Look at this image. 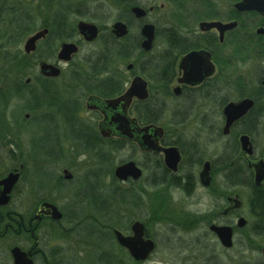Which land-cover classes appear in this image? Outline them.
Wrapping results in <instances>:
<instances>
[{
	"label": "rangeland",
	"instance_id": "rangeland-1",
	"mask_svg": "<svg viewBox=\"0 0 264 264\" xmlns=\"http://www.w3.org/2000/svg\"><path fill=\"white\" fill-rule=\"evenodd\" d=\"M149 1V4L155 5L157 9L151 19L155 21L159 33L157 44H155L153 52L149 56L151 60L159 55L164 48L167 41V29L178 27L183 29L196 28L200 20L207 19L212 15L210 13H215V16L221 21L237 20L241 24L240 33L238 34V37L241 38V40L239 39L240 43L243 41L241 33L245 32L249 35L251 47L257 52L242 53L234 61L235 56L232 54L233 43L230 40V42L219 49L220 56L225 57L227 64L222 63L224 58L221 57L220 64L216 67V71L211 78L215 79V84L222 90L221 97L227 100L236 98L237 95L234 88L240 84L244 85L246 94H257L259 96V105H261L262 113L257 118L259 126L255 133L250 136L253 154L247 157L242 153L247 161L250 159L251 163H255L259 159L264 160V93L261 92L257 83V77L264 69V50L262 51L264 39H260L256 33V29L260 27L258 17L248 14L235 16L232 4L237 0H210L206 4H203L200 0ZM23 4H25L23 7L28 8L32 13L39 12L37 14L40 15V23L48 20V10L51 9H49L46 0H44L42 5L43 8L38 9L37 1L35 0L25 1ZM89 5L91 7L90 10L96 12L98 8V12L94 13V17L90 19L84 16H70V21L74 25L77 21L84 20L108 26L113 23L115 16L119 12L117 0H92ZM158 6H162L160 10ZM134 30L133 28V35L135 33ZM23 42L18 47L14 46L8 49V56L14 55L22 59V62L27 64L26 71L30 72L33 58L31 55L26 58L22 57V54H24L22 50ZM100 48L101 42L99 40L89 44L80 41L79 51L73 56V59L68 63L69 65H60L62 77L56 79L54 85L64 88L67 85V81L76 77L74 72H77V75L83 72L82 66L87 62V58L91 55L93 56ZM2 62L0 59V109L5 110L0 114L2 120L0 136L3 134V139L0 140V173L20 168V179L14 192H12L8 206L11 209H17L20 217L28 218L35 211L40 200L47 198L52 199L53 203L62 211L67 208L70 201L68 199L69 193L71 194L75 188L71 185L68 190L58 192L54 186H50L47 191H35V176L32 172L33 162L30 150L33 131L30 129V123L26 119L39 118L44 113L25 109L27 103L24 99L26 98L14 96L12 88L15 86V81L20 77L18 71L23 64L16 67L17 69H11ZM127 62H131V60H124L120 65L122 77H125V79H127V74L124 72ZM137 69L138 64L136 63L133 71L136 72ZM146 70L148 71V69ZM37 75H39L38 66L35 65L32 69V75L24 76L22 80L26 81V79ZM131 75V73H128V77L130 76L131 78ZM210 83L213 84V81ZM174 86H176V82L171 84V87ZM156 89L155 85L150 84L151 92ZM73 93L76 95L78 91L75 90ZM154 95L153 99L155 101L158 99L160 103L163 101L164 104V116L160 125L163 126L167 139L194 142L197 152L202 151L205 155V160H211L220 155L223 152L224 145L231 144L234 139L238 142V137L234 138L232 133L227 136L221 133L223 120L217 98L203 101L195 97L190 104L185 100L189 96H173L171 88L169 93L168 90L164 94L161 93V97H157L156 93ZM85 101L86 97L82 100L83 106ZM179 105L189 107L188 109L191 112L187 113L183 124L174 126L171 123V114L175 110L174 107ZM26 114H29L27 118L25 117ZM79 114L85 120L98 115L97 112H92L85 108ZM203 121H207V123L204 125L202 124ZM218 131H220V134ZM63 153L64 158L60 162L48 163L51 172L53 176L63 175V170L65 169L72 174L75 184L88 170L101 165L97 161L98 159L93 156L71 155L67 146H64ZM130 159L136 162L148 161L149 157L143 156L137 146L127 144L123 149L111 155L110 165L115 167L120 161ZM186 163L187 167H189L188 162ZM39 165L43 166L44 162L40 161ZM110 165L102 164L101 166L108 169ZM182 169L181 173H186L185 168L183 167ZM200 169L199 165L190 167L188 174L195 178L194 181H196L194 186H191L190 194H186L179 187H173L170 184H150L149 182L155 181L153 176H156V173L150 167H147L146 170L143 169V178L133 185L135 194L143 199V207L137 211L133 210L132 221L137 219L144 223L147 236L155 242L156 248L149 258L140 264H264V255L261 252L264 249V232L259 235L253 231L254 219L249 210L248 189L244 186L228 187L223 182L220 170L210 174V186L203 188L198 181ZM122 186L127 187L128 184H122ZM229 191L238 192L242 206L237 210V213L241 214L247 223L242 228L236 229L232 247L224 249L216 243V238L211 234L208 226L211 222L215 223L213 221L216 219L219 220V213L223 209L224 195H227ZM216 213L218 214L217 217ZM66 227L65 223L58 224L56 221L43 220L34 232V236H37L42 241L44 253H47L48 249L50 250V248L57 246L64 251L71 252L73 256L79 259L87 253L89 246L75 237L66 239L62 233ZM22 236L24 237L17 238L14 241L23 243L25 248L30 247L34 240L26 236V234ZM11 241L13 239L9 238V242ZM79 251H81L80 255H78ZM40 264L44 263L40 262ZM125 264L133 263L128 261Z\"/></svg>",
	"mask_w": 264,
	"mask_h": 264
},
{
	"label": "trees",
	"instance_id": "trees-1",
	"mask_svg": "<svg viewBox=\"0 0 264 264\" xmlns=\"http://www.w3.org/2000/svg\"><path fill=\"white\" fill-rule=\"evenodd\" d=\"M200 1L206 4L210 0ZM56 6L57 10L48 17V22L42 21V23H46L44 25L38 23L40 17H34V14L29 9L20 6L19 2L15 4L13 2L6 3L0 8V59L4 63L6 62L7 67L11 69L23 64L18 71L20 77L15 81L16 85L12 88L14 96L26 98L24 99L27 103L25 109L44 113L39 118L32 117L27 120L30 123V129L33 131L30 150L33 162L32 172L35 176V191H47L50 186H54L55 190L62 192L68 190L71 185L74 186L75 190L71 194L69 193V204L66 209L62 210L61 220L56 221V223L67 225L62 231L66 239L75 237L89 246L87 253L79 259L73 256L71 252L64 251L57 246L48 249L47 253H44L42 248V256L36 258L35 261L37 263L40 258V262L44 264H125L128 261L129 263L140 264V262L131 260L126 251L117 245L112 233L113 228L127 233L129 223L133 219V210L137 211L143 207V199L133 191L135 183L129 181L127 187L122 186V183L113 176L114 167L110 165L111 155L129 143L118 138H103L96 127L97 115L85 120L79 114L83 109L82 100L85 96L97 95L103 98H111L124 90L127 80L122 77L120 65L128 58V52L122 50L116 43H112V40L103 39V46L93 56L88 57L87 62L83 64V72L78 73V75L77 72H74L76 77L67 81L64 88L56 87L52 79H44L38 75L32 76L33 82L27 85L22 80V77L32 75L33 66L36 65L37 58L43 56V51L46 53L49 51L51 55L56 42L76 36L75 26L70 21V16L87 15L73 11L61 1H57ZM234 15L237 14L234 12ZM41 26L48 28L47 38L32 53L33 63L29 72L26 71L27 64L23 63L22 59L14 55L8 56V49L14 46L18 47L26 36ZM240 27L241 24L238 22L237 27L228 32L224 43L222 45L217 43L220 48L232 40L234 61L242 53L257 52L251 47V38L245 32L241 33L243 41L240 43L239 39L241 40V38L238 37ZM166 38L168 42H173L170 36ZM182 47L181 43H170L167 49H163L154 59H150L148 71L145 73L148 74L151 85H155L157 89L162 91V94L167 90L166 85L169 84V80L166 81L164 75L167 61L164 52L167 50L179 52ZM22 57L26 58L27 55L22 54ZM221 57L224 58L222 63L227 64L225 57L218 54L217 66L220 64ZM259 77L260 75L257 77V83ZM234 89L236 98L252 97L255 100V107L247 117L233 125L232 134L234 138L240 133L252 135L259 126L257 118L262 113V109H259L260 98L257 94H246L242 84L237 85ZM75 90L78 91L76 95L73 93ZM221 93L222 90L218 86L206 84L201 89V93L190 96L188 99L185 98V100L191 104L195 97L203 101L217 98L218 105L221 107L228 101L221 97ZM153 97H155L154 92L144 104H141L139 109H132L133 114L142 124H160L162 121L164 116L163 101L160 103V100L155 101ZM188 108L185 105L175 107L171 114V123L174 126L183 124L187 113L191 112ZM205 123L207 121L202 122L204 125ZM218 133L220 134V131ZM172 142L179 145L183 154L184 161L181 169L184 167L187 173L183 176V180L179 179V176L170 178L168 172L163 171L158 157H152L149 153H142L143 156L149 157L148 161H138V163L143 169L146 170L147 167H150L156 173V176H153L155 181L149 182L150 184H170V186L179 187L185 193H189L196 183L195 178L188 174L190 167L200 165L205 155L202 151L197 152L194 142L193 144L177 139L172 140ZM64 146L69 148L73 156H93L98 159L97 161L101 165L110 166L105 169L99 165L88 170L83 177L77 180L76 184L74 177L66 180L63 175L53 176L48 163H57L64 158ZM238 152L239 147L236 139L231 144L224 145L221 156L225 160L220 166H228L229 160H235ZM40 161L44 162L43 166L39 165ZM239 161L235 160L225 170L223 173L224 183L227 186L241 185L251 189L249 208L255 220L253 231L260 235L264 232V192L259 191L254 186L251 170ZM186 162H188L189 167H187ZM43 200L53 202L52 199L47 198H42L40 201ZM43 220L46 219L42 218L41 221Z\"/></svg>",
	"mask_w": 264,
	"mask_h": 264
},
{
	"label": "water",
	"instance_id": "water-1",
	"mask_svg": "<svg viewBox=\"0 0 264 264\" xmlns=\"http://www.w3.org/2000/svg\"><path fill=\"white\" fill-rule=\"evenodd\" d=\"M233 7L237 12L255 11L264 17V0H239L233 4ZM132 11L137 18L143 17L146 13L143 8L138 6L133 7ZM235 26V21L228 23H222L220 21H203L199 23V27L202 30L215 28L219 33L220 42L223 40L224 32L233 29ZM76 28L85 41L90 42L97 37L98 28L92 23L79 21ZM111 31L118 37L123 36L126 33L125 26L122 22L114 23L111 27ZM46 32L47 30L43 29L29 36L23 45L25 53L33 52L36 47V41L43 37ZM256 32L257 34H260L262 29L259 28ZM141 33L144 37L142 48L144 50H150L154 39V25L151 23L143 24L141 27ZM77 50L78 47L73 42L62 43L60 50L57 53V58L67 62ZM181 68L183 70V76L178 81L186 84H198L214 70L210 53L205 50H193L187 53L181 61ZM39 70L43 75L50 77H57L60 74V69L57 66L46 62L39 63ZM146 85L145 80L136 76L132 79L124 94L104 101L97 99V103L100 105L103 104L106 107V110L108 109L113 112L110 121H108V125L112 124L114 130L111 131L109 128L104 127L101 122L99 125L100 134L103 137L117 135L128 140H133L138 144L141 150H152L154 153L160 151L163 152L165 165L169 170L175 172L180 161V154L175 146L165 148L158 145V139L162 137L163 134L162 128L153 125L138 127L135 119H129L127 117L126 108L130 104L132 97L135 96L139 99H145L148 96ZM262 85H264V79L262 80ZM174 92L178 94V87L174 89ZM91 101L93 102V100ZM253 105L254 101L251 98H242L238 101H230L226 103L222 108V115L224 116L222 133L224 135L228 134L232 124L242 118L253 107ZM119 106L122 108L120 114L117 113ZM91 108L99 107L95 105V103H92ZM239 143L240 148L244 153L252 155L253 148L247 134L240 135ZM253 169L254 183L259 185L264 180L263 160H259L255 163ZM209 172L210 163L209 161H205L199 172V182L203 187H207L210 184L211 177ZM63 174L64 179L66 180H69L72 177V174L67 170H63ZM113 175L119 181H125L128 178L136 181L142 176V169L135 161L129 160L117 165L114 168ZM18 178L19 170L16 169L0 179V186H2V189L0 190V204L8 203L11 190L18 181ZM41 217H48L53 221H58L62 218V213L52 202L42 201L37 206L34 219L39 220ZM245 222V219L241 217L237 220L236 226L241 228L245 225ZM130 230L131 234L125 235L121 231L114 229V238L119 246L128 251L132 260L141 262L145 261L154 251L155 243L151 238L145 237V226L140 220L133 221L130 225ZM209 230L216 235L223 247L230 248L232 246L233 232L230 226L211 224ZM10 252L14 264H33L32 259L29 258L19 247H13Z\"/></svg>",
	"mask_w": 264,
	"mask_h": 264
},
{
	"label": "flooded vegetation",
	"instance_id": "flooded-vegetation-1",
	"mask_svg": "<svg viewBox=\"0 0 264 264\" xmlns=\"http://www.w3.org/2000/svg\"><path fill=\"white\" fill-rule=\"evenodd\" d=\"M25 1H34V0H0V8H1V6H3V4H6V3L9 4L10 2H13L14 4L19 2L20 6H23V5H25V4H23V2H25ZM35 1H37V9L41 8L43 3H44V0H35ZM46 1L48 2L49 9H51V10H48V12H49L48 17L53 12H56L57 1H61L64 5L68 6L69 8H72V10L76 11L77 13L87 14V15H79L78 14V15H71V16H84L85 18L90 19L91 17H94L93 16L94 13L98 12V8H97L96 12H93L92 10H90L91 7L89 4L92 0H46ZM149 2H150L149 0H117V3H118L117 6L119 9V12L115 16V19H114L112 24H110L108 26L107 25L102 26L98 23L92 22L98 28V35L94 41L99 40L101 42V47L103 46L102 45L103 39L112 40L114 43L117 44V46L119 45L122 50L128 52V58L126 60L127 61L131 60V62H127V64H125V71L124 72L127 74L128 82L125 84V88H124L123 92L125 91V89L129 85L130 80L134 76H141L148 83L150 82V80H149L150 78L148 79L149 76H148V74H146L147 73L146 69L148 68L149 62H150L149 56L153 52L155 44H157V39H158L159 33H158V27H157L155 21H152V19H151L152 15L156 13L157 9H156L155 5H151V4H149ZM46 5H47V3H46ZM135 6L141 7L145 10L146 13L143 17L137 18L134 15L132 8ZM161 7L162 6H158V9L160 10ZM23 8H26V7H23ZM26 9H28V8H26ZM86 12H89V13L91 12V14L86 13ZM37 13H39V12L32 13V14H34V17H36V16L40 17V15ZM210 14H212V15H210L207 19L200 20L199 22H201V21H216V20L221 21V19H219L215 16V13L214 14L210 13ZM241 14H245V13H241ZM255 16L258 17L260 27L262 28V33L259 35L260 39H262V38L264 39V17L261 14H257ZM38 19L40 20V18H38ZM39 20H38V23L40 24ZM47 22H48V20L46 21V23ZM88 22H90V21H88ZM116 22H122L124 24L126 33L123 36L118 37L111 31L112 25ZM199 22H198L196 28L183 29L182 27H178V28H170V29H167V31H166V37L170 36V38L173 39L172 40L173 42L166 41L165 46L163 48L164 50L168 48L170 43H174V44L181 43L183 46L182 50L179 52L175 51V50H167L166 52H164V54L167 56L166 70H164L165 71L164 75L166 78L165 80L166 81L169 80V84L166 85V88L168 90V93H169V89L171 88V94L172 95L174 94L173 88L175 87V86L171 87V84L173 82H176V86H179L177 95L178 96L182 95L183 97H187V96L190 97L193 94L201 93V89H203V86L206 84L210 85L211 81H213L212 86H217L215 84V81H214L215 79H213L211 77H212V74L216 71V67H217L216 59H217V55L220 54L219 49L224 46L223 45L222 47L219 48L217 43L219 45H222L224 43L225 37L227 36L228 31H226L224 33L222 43H219L218 31L215 28L202 30L199 27ZM221 22L224 23L226 21H221ZM46 23H41V24L44 25ZM145 23L153 24L154 30H155L154 31L155 37H154L153 44H152V47L150 50H144L142 48V42L144 40V37L141 33V27ZM74 26H75V30H76V23ZM133 28L135 29L134 35H133ZM43 29H46L47 32L43 37H41L40 39H38L36 41V47H35L34 52L36 51L37 47L41 43H43L44 40L47 38L48 28L45 26H41L34 31V32H36L38 30H43ZM77 38H78V40L80 39V41L82 43H86V44L90 43V42H85L83 40V38L78 35L77 30H76V36L74 38H71V37L65 38V39H62V40L56 42L55 46L53 47V51L51 52V55L49 54V51H47V53L45 51H43V54H42L43 56L37 58L36 63L39 64L40 62H46L48 64H52L55 66H58V65L68 66L69 65L68 63H64V62L59 61V59L57 58V53H58L60 46L63 42H74L78 46V48H80V41H78ZM185 44H186V46H185ZM193 50H205V51L210 53L211 61L214 64V72L211 74V76L205 78V80H203L198 85H188V84H184V83L179 84L178 80L182 77V71H183L181 68L182 58L185 56V54H187L188 52L193 51ZM263 50H264V47H263L262 51ZM260 52H261V49H260ZM221 54H222V52H221ZM136 63L138 64V69L135 72V71H133V69H134V64H136ZM61 71H62V68H61ZM128 73L132 74L131 78H130V76L128 77ZM38 76L41 78H44V79H52V80L57 79V78L54 79L50 76L42 75L40 73ZM59 77H62L61 74L59 75ZM262 79H264V69L262 70V72L260 74L259 81H258L259 88H260L261 92L264 93V86L261 84ZM29 80H30V78H29ZM25 84L27 85L29 83H25ZM148 86L150 89V85H148ZM154 92L157 94L158 97L162 93V91L159 89L155 90ZM0 93H1V90H0ZM91 98L93 99L92 103H95V105H97L99 108H91V107L89 108L88 103L85 104V108L86 109L87 108L88 109H94L93 111L97 112L102 117H103V115L101 114V112H103V114L105 116V119L102 121L103 126L106 128H109L111 131H113L114 126L112 124L108 125V121H110L111 116L113 115V112H111L108 109L106 110V107L103 104L100 105L99 103H97V99L103 100V98H100L98 96H93ZM144 103L145 102H143V101L132 98L130 104L126 108L127 115L130 118H133L132 109H139L141 104H144ZM260 106L261 105H259V107ZM96 109H98V110H96ZM259 109H261V107ZM4 110L5 109H0V114H2ZM121 111H122V108H121V106H119L117 109V113L120 114ZM249 113L245 117H247L249 115ZM28 115L29 114H26L25 117L27 118ZM221 118L224 122V119L222 116H221ZM26 120H28V119H26ZM1 124H2V120L0 118V126H1ZM153 124L158 125V123H153ZM2 136H3V134H1L0 140L3 139ZM173 140H176V139H173ZM158 144L162 147H168V146H176L177 147L181 159H180V162L178 164V170H177L176 174H174L172 171H170L167 168V166L165 165L162 152H158V153L151 152V156L152 157L153 156L158 157L159 162L161 163V166L163 168V171H167L171 178L173 176H179L180 177L179 179L183 180V176H185V173H181V171L183 170V169H181V165L184 161V158H183V154L180 150L179 145L173 143L172 140L166 138L165 130L163 131L162 137H160L158 139ZM224 160L225 159H222L221 154L210 160V173H213V172L215 173V172L220 170L223 182L225 181V179L223 177V173L235 161L234 159L229 160L228 166L222 165V167H221L220 164H222V161H224ZM236 160L237 161L240 160L239 162H241L243 165H245L246 168H249L253 171V168H252L253 163H251L249 161L250 159L247 161L245 156L243 154H241L240 152H238ZM8 172H9V170H6V171L0 173V179L4 178ZM239 186H241V185H239ZM228 187H238V186H228ZM244 187H246L248 189V193L250 196L251 189L248 188L247 186H244ZM256 188H258L259 191L264 192V180H263L262 184ZM1 189H2V186H0V190ZM14 190H15V188L12 190V192H14ZM12 192L10 194V198H11V195L13 194ZM190 192H191V190L189 191L188 194H190ZM8 204H9V202L7 204H0V264H13L10 251L15 246H18L21 250L26 252L27 255L29 256V258L32 259L33 264H40V258L38 259L37 263H36L35 259L42 256V241L39 238H37V236H34V232L36 231L38 225H40V223L42 222L41 221L42 218L40 219L39 222H36L33 218L35 211L32 212L28 218L20 217L18 215L17 209H11L10 206H8ZM241 206H242V201H241V198H240L238 192L229 191L227 193V195L226 194L224 195L223 209L219 213V217H220L219 220L216 219L213 222H215L216 224L231 226L232 230H233V236H234L236 229H238V228H236L235 223H236L237 219H239L240 217H243L241 214L237 213V210H239L241 208ZM249 210H250V208H249ZM250 213L252 215L251 211H250ZM217 215L218 214L216 213V217H217ZM252 217H253V215H252ZM253 219H254V217H253ZM246 223H247V221H246ZM25 234H26V236H28L34 240L33 244L28 248H25V245L23 243H18V242L14 241L17 238L24 237L22 235H25ZM146 235H147V233H146ZM9 236H13V237H9ZM9 238H12L13 241L9 242ZM216 243L219 244L217 238H216ZM224 249H226V248H224Z\"/></svg>",
	"mask_w": 264,
	"mask_h": 264
}]
</instances>
